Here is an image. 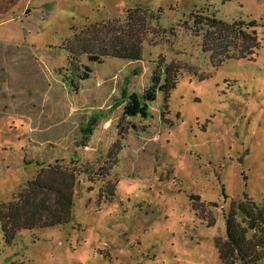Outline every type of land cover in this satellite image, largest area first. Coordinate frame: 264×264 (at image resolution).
Listing matches in <instances>:
<instances>
[{"label":"rangeland","instance_id":"obj_1","mask_svg":"<svg viewBox=\"0 0 264 264\" xmlns=\"http://www.w3.org/2000/svg\"><path fill=\"white\" fill-rule=\"evenodd\" d=\"M130 8L153 15L142 59L83 56L91 76L74 91L63 78L73 27ZM197 12L255 22L260 48L216 66ZM162 59L181 65L176 88L167 101L159 91L148 118L124 117ZM118 146L117 189L102 198L95 172ZM57 160L91 170L70 221L12 243L0 226V264H221L223 209L245 195L264 206V0H0V202Z\"/></svg>","mask_w":264,"mask_h":264},{"label":"trees","instance_id":"obj_2","mask_svg":"<svg viewBox=\"0 0 264 264\" xmlns=\"http://www.w3.org/2000/svg\"><path fill=\"white\" fill-rule=\"evenodd\" d=\"M226 1V0H225ZM126 18L116 17L107 21L89 22L63 42L68 53V67L63 74L74 91L91 76V68L81 58L103 63L106 58L138 61L143 57L144 43L152 32L153 15L142 8L125 10ZM194 30L203 35V48L219 66L228 58H252L261 44L253 27L255 22H226L215 15L194 13ZM163 59L155 68L152 83L143 95L136 92L128 97L124 117L150 116V105L157 100L159 91L167 101L179 82L181 65L173 61L163 66ZM91 131V128H90ZM119 147V146H118ZM122 147L108 154V164L97 170L98 180L105 186L101 197L112 199L117 189L116 181L109 179L119 163ZM37 175L29 180L12 200L0 202V226L4 240L12 243L21 229L55 227L70 221L75 205L76 185L79 176L90 171L77 165L60 161L43 165ZM94 173V172H93ZM200 200L199 196H194ZM226 221V238H217L221 264H256L264 258V206L252 197L232 199L229 209H223ZM214 221H211V223ZM11 264H21L13 262Z\"/></svg>","mask_w":264,"mask_h":264},{"label":"crops","instance_id":"obj_3","mask_svg":"<svg viewBox=\"0 0 264 264\" xmlns=\"http://www.w3.org/2000/svg\"><path fill=\"white\" fill-rule=\"evenodd\" d=\"M22 53H25V52L23 51ZM22 53H21V54H22Z\"/></svg>","mask_w":264,"mask_h":264}]
</instances>
